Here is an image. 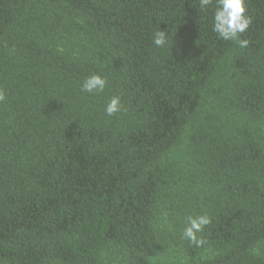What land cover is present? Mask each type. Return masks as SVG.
<instances>
[{
	"label": "trees",
	"instance_id": "trees-1",
	"mask_svg": "<svg viewBox=\"0 0 264 264\" xmlns=\"http://www.w3.org/2000/svg\"><path fill=\"white\" fill-rule=\"evenodd\" d=\"M194 3L0 0V264H264V0L246 47Z\"/></svg>",
	"mask_w": 264,
	"mask_h": 264
},
{
	"label": "clouds",
	"instance_id": "clouds-1",
	"mask_svg": "<svg viewBox=\"0 0 264 264\" xmlns=\"http://www.w3.org/2000/svg\"><path fill=\"white\" fill-rule=\"evenodd\" d=\"M198 12L207 13L212 8V30L223 40L237 41L241 47H246L248 40L241 39L240 34L244 33L252 22L247 15L246 0H195ZM168 42L167 33L158 30L154 33L153 43L157 47H164ZM107 81L99 74H93L85 78L81 89L87 93L103 92ZM3 93L0 92V100H3ZM120 97L114 96L105 107L107 115L111 116L121 110ZM211 223L207 215L190 216L188 224L183 230L182 237L197 247L203 246L205 241L198 236L206 225Z\"/></svg>",
	"mask_w": 264,
	"mask_h": 264
},
{
	"label": "rangeland",
	"instance_id": "rangeland-1",
	"mask_svg": "<svg viewBox=\"0 0 264 264\" xmlns=\"http://www.w3.org/2000/svg\"><path fill=\"white\" fill-rule=\"evenodd\" d=\"M162 216L166 217L164 214ZM167 226L168 222L161 223V227L168 228ZM181 261L182 260L178 256V254L174 251H171L164 256H159L150 259L147 264H180Z\"/></svg>",
	"mask_w": 264,
	"mask_h": 264
}]
</instances>
